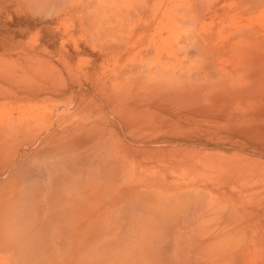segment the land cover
<instances>
[{
    "label": "rangeland",
    "instance_id": "rangeland-1",
    "mask_svg": "<svg viewBox=\"0 0 264 264\" xmlns=\"http://www.w3.org/2000/svg\"><path fill=\"white\" fill-rule=\"evenodd\" d=\"M242 29L255 34L242 40L244 33H235ZM199 34L210 53L195 45ZM258 35L263 41L264 0H0V264H11L4 260L8 245H42L48 264H136L137 204L164 210L175 197L173 208L183 213L194 195L209 209L218 204L204 218L222 217L223 226H193L192 242L206 233L200 242L222 243L226 264L262 261L264 90L257 88L264 85L258 79L264 49L256 52ZM246 44L249 49H240ZM244 57L261 62L251 64L257 77L252 66L243 68ZM242 68L263 85L250 82ZM222 71L227 85L235 82L231 90ZM237 78L257 88L240 87ZM236 87L243 90L232 93ZM182 194L192 195L181 201Z\"/></svg>",
    "mask_w": 264,
    "mask_h": 264
},
{
    "label": "crops",
    "instance_id": "crops-1",
    "mask_svg": "<svg viewBox=\"0 0 264 264\" xmlns=\"http://www.w3.org/2000/svg\"><path fill=\"white\" fill-rule=\"evenodd\" d=\"M190 186H197V185L196 184H191ZM173 195H180V194H173ZM194 196H196V195H194ZM198 198H199V196H196V198L194 200V203L196 205L192 204V206L189 207V210H188L189 212H184L183 211V213H182L181 211H178L179 213H175L176 215H178L176 217L177 219L176 218L175 219L171 218V220H168L167 223L165 222V224H167V225H165L164 223L162 224V222H160L159 219H158V217L156 218L155 215H152V214L147 215V214H145L146 211H144V212L141 211L142 212L141 213L140 210H139L138 212H136V214L134 216V220H135V226H136L135 227L136 228V234L138 236L137 240L139 241L138 242L139 244H138L137 249H136L137 250L136 251L137 252V263L136 264H161V262H163L162 264H165L166 261L168 262V264H170V262H171V264H176V263L179 264L181 257L180 258H177V257H179L181 255H185V257L183 256L182 259H181L183 261L184 260L186 261V262L184 261V264H193V263L194 264H226L225 261H227V260H225L224 255H223L224 247H223V244L222 243H219L217 241L216 243L211 244L210 245L211 247H210L209 245H206L204 243H201V244L200 243L198 244V243H195V242L192 243L191 240L190 241L187 240L186 241L187 243H185V241H184V240H186V237H184V236L187 235V232H188V234L190 232L192 234V230L191 229H192L193 226H197V227H200V228H202V227L203 228H207L208 226H211L212 227L214 225L217 226V227L223 226V218L222 217L220 219H217L216 218V220L213 219L212 217L204 218V216H205L204 214L213 215L218 210V204L216 203L215 210L213 208L209 209L208 206H206V207L203 206L204 204H201V202H200L201 199H198ZM217 198H221V197H217ZM220 203L222 204L223 201H220ZM193 205L195 207H197V208L195 209V207ZM201 209H202V211H201ZM193 211H194V213L196 215L192 213ZM190 212L192 214V217L190 215ZM143 213L145 215H143ZM138 215H139V217H138ZM186 215H188V216H186ZM193 215H194V218L195 219L193 218ZM216 216H217V214H216ZM135 217H137V218H135ZM188 217H190L193 220L192 221H191V219L186 220V219H188ZM172 220H174V221L176 220V221L174 222ZM195 220H196V223L194 222ZM187 221H190V222H187ZM192 222H194V223H192ZM78 224H79V222L77 221L76 224H75V227L77 229H79V225ZM194 224H196V225H194ZM182 225L185 226V227L181 229L180 227H182ZM255 225L260 226V221L259 222H256ZM73 226H74V224H73ZM262 227H263V251H264V218H263V222H262ZM164 229H165V231H167V229L168 230L170 229V231H172V232L169 231V232H166V234H164L165 233ZM174 229H176V230H174ZM180 229H181L182 233H181ZM161 230H163V232H161ZM177 231H179V233ZM169 233H170V235H169ZM165 236H166V238L169 241L165 238ZM180 236L182 237V239H181ZM158 237H159V240H157ZM179 238L181 239V241H180ZM176 239H177V241H176ZM160 240H161L162 243L158 244L160 242ZM178 240L181 242V246H179V243L180 242ZM156 241H157V243H156ZM171 241H172V243H171ZM161 244H163V245H161ZM183 244H185V247H183ZM189 244H190V246H189ZM193 244H194V246L196 245L195 246L196 248L193 247ZM158 245H159V247H158ZM168 246H171V247H169L170 249L168 248ZM172 246H174V247H172ZM187 246H189V248ZM197 246L198 247L200 246L201 247V251H205L204 253L207 254V255L209 254V255L208 256L207 255H201L199 253L200 254V256H199L198 252L200 251V247L197 248ZM205 246L208 247V248L206 249ZM16 247L17 246H15V245H8L7 246V249H4L3 248V250H6L7 251V254L4 255V257H5L4 260L6 259L8 261V263H11V264H22V263L23 264H26L25 263L26 262V259L25 258H27V260H28L27 262L29 264H30L29 260L31 261V264H48L47 261H46L47 260V256L44 254L45 253V250H47V248L44 249L42 245L38 246V248L36 246L34 248V250H33V251L36 250L33 253H36L37 254L36 255L37 257L35 255H33V254H29L28 255L27 249H25L27 247L26 245L23 246V247H21V248H19V249H17ZM161 247H163V248H161ZM215 247L218 250H216ZM156 248H159L160 249V252H159V249L157 251ZM164 248H166V249H164ZM173 248H175V250H177V251H174ZM203 248L206 249V250H202ZM61 249L62 248H60L58 250H61ZM195 249H196V251H195ZM75 250H79V248L77 247ZM169 250H171V251L169 252ZM43 251H44V253H43ZM26 252H27V255H26ZM165 252L166 253L168 252V253L166 254ZM175 252H179L178 253L179 256L176 255ZM195 252H196V254H198V257H201V256H203V257L202 258H199V259H196L194 257V256H196ZM204 253H202V254H204ZM24 254H25L26 257H24ZM193 254H195V255H193ZM31 255L34 256V259H33V256L31 258ZM161 255H162V257H161ZM77 256H78V254H77ZM166 257L169 258V259H167ZM176 258H177V260H176ZM19 261H21V262H19ZM41 261H42V263H41ZM167 262H166V264H167ZM240 263H244V264H264V258L262 259V261L256 260V259H251V258L244 259V260L231 259V260H228V263L227 264H240ZM180 264H183V262L181 261Z\"/></svg>",
    "mask_w": 264,
    "mask_h": 264
},
{
    "label": "bare ground",
    "instance_id": "bare-ground-1",
    "mask_svg": "<svg viewBox=\"0 0 264 264\" xmlns=\"http://www.w3.org/2000/svg\"><path fill=\"white\" fill-rule=\"evenodd\" d=\"M259 2H260V0H259ZM192 16H194V15H192ZM201 16H202V15H200V17H201ZM196 17H197L196 19L199 18V16H196ZM196 26H197V25H196ZM228 26H230V24H229ZM248 26H250V25H248ZM204 27H205V26H204ZM255 27H257V26H255ZM255 27H254V28H255ZM200 28L203 29L202 26H200ZM200 28H199V29H200ZM249 28L252 29L253 27L251 26V27H249ZM249 28H248V29H249ZM254 28H253V29H254ZM244 29H246V28H244ZM248 29H246V30H248ZM191 30H192V29H191ZM246 30H245L246 34H245V32H244L243 29L240 31L241 33L239 32V30H236L235 33L239 34V36L242 35V34L244 33L242 36H240L241 39H242V37H244V38H245V37H246V38L248 37V38H249L250 35L255 34V32L249 34V33H248L249 30H248V32H247ZM255 30H259V29H258V28H255ZM255 30H254V31H255ZM193 32H194V31H193ZM230 32H231V31H230ZM242 32H243V33H242ZM251 32H252V30H251ZM194 33H195V32H194ZM233 34H234V33H233ZM248 34H249V36H247ZM258 34H259V32H258ZM196 35H197V34H196ZM199 35H200V34H199ZM199 35H198V36H199ZM203 35H204V37L202 36V34L199 36V37H200V39H199V43H198V40H197V41H196L197 44H195L196 46L199 45V44H201V43H203L204 40H206V39H205V38H206V35H205V34H203ZM229 35H230V34H229ZM234 35H235V34H234ZM234 35H232V36H234ZM244 35H245V36H244ZM198 36H196V37H198ZM224 36H225V35H224ZM232 36H231V37H232ZM239 36H236V37H239ZM259 36H260V35H258V37L255 36V38H257V39L259 38V39H260V40L258 39L259 41L256 39L257 41H255V43H254V44H256V45H255V48H257V51H256V52H258L259 49H260V50H261V49H264V48H263V45H264V42H263V41H264V40L262 41V39H261ZM199 37H198V38H199ZM234 37H235V36H234ZM236 37H235V39H236ZM261 37H262V35H261ZM167 38H168V37H167ZM246 38H245V40H247ZM262 38H263V37H262ZM228 39H229V38H228ZM241 39H240V40H241ZM162 40H163V39H162ZM200 40H201V43H200ZM230 40H231V39H230ZM242 40H243V39H242ZM242 40H241L240 42H242ZM249 40H250V39H249ZM252 41H253V40H250V42H252ZM226 42H227V41H226ZM248 42H249V41H248ZM165 44H167V42H166ZM239 44H240V43H239ZM249 44L251 45V47H252V49H253V46H252L253 43H249ZM249 44H246V46L249 45ZM168 45H169V43H168ZM202 45H203V44H202ZM240 45H241V44H240ZM242 45H244V43H243ZM199 46H200V45H199ZM237 46H238V44H237ZM246 46H245V47H246ZM200 47H201V46H200ZM200 47H198V48H200ZM204 47H207V49H208V46H204ZM204 47H203V48H204ZM219 47H220V46H218V48H219ZM240 47H241L240 49H243V48L246 49V50L249 49L248 46H247V48H245V47H243V46H240ZM249 47H250V46H249ZM251 47H250V48H251ZM203 48L201 47V50H203ZM255 48H254V49H255ZM240 49L238 50V48H236V52H237V51L241 52L242 50H240ZM252 49H250V50H252ZM181 50H182V48H181ZM246 50H245V52H246ZM174 51H175V50H174ZM198 51H200V49H199ZM209 51H210V49H208V52H209ZM219 51H220V50H219ZM263 51H264V50H263ZM263 51H262V52H263ZM181 52H182V51H181ZM217 52H218V50H217ZM236 52H235V54L233 53L234 55H233V54H232V55L235 56V55H236ZM174 53H175V52H174ZM202 53H203V52H202ZM209 53H210V52H209ZM242 53H243V52H242ZM199 54H200V53H199ZM206 54H207V51H206V53H205L204 56H205V57H206V56L210 57V54H207V55H206ZM219 54H220V53H219ZM245 54H246V53H245ZM242 55L244 56V54H241V56H242ZM247 55H249V54H247ZM172 56H173V55H172ZM204 56H203V54H202V57H204ZM243 56H242V57H243ZM253 56H256V55H253ZM253 56H251V57L253 58ZM261 56H262V55H261ZM211 57H212V56H211ZM242 57H241V58H242ZM249 57H250V56H249ZM236 58L239 59L238 56H236ZM241 58L239 59V60H240V63H241ZM245 58H246V57H244L243 60H245ZM259 58H260V57H259ZM262 58H263V56L261 57L260 60H262ZM171 59H172V58H171ZM210 59H211V58H210ZM210 59H209V61H207L206 59H202V60H205L206 62H210V63H211L212 59H211V60H210ZM232 59H233V58H232ZM247 59H249V58L247 57ZM247 59H246L245 61H248ZM263 59H264V58H263ZM164 60H165V59H164ZM172 60L174 61L175 59H172ZM235 60H237V59H234V61H235ZM249 60H251V58H250ZM253 60L256 61L257 64H256L254 61H253V63H251V64H254V63H255L256 66L258 67V65H259L261 62L258 61L257 57H256V60H255V57H254ZM150 61H151V60H150ZM230 61H231V60H230ZM245 61H244V62H245ZM251 61H252V60H251ZM251 61H250V62H251ZM199 62H200V60H199ZM237 62H238V61H237ZM250 62L248 61L249 64H250ZM258 62H260V63H258ZM262 62H263V61H262ZM195 63H196V61H195ZM197 63H198V62H197ZM234 63H235V62H234ZM248 63H247V67H245V63H244V65H243V66H244V67H243L244 69H247L248 67L252 66L251 64L248 66ZM149 64L151 65V62H150ZM242 64H243V63H242ZM242 64H241V65H242ZM183 65H185V63H184ZM211 65H213V63H212ZM228 65H229V64H228ZM236 65H237V64H236ZM238 65H239V63H238ZM262 65H263L262 68L264 69V64H262ZM147 66H148V65H147ZM154 66H155V65H154ZM156 66H157V70H158L159 65H156ZM213 66H214V65H213ZM233 66H234V65H233ZM239 66H240V65H239ZM260 66H261V64H260ZM180 67H181V66H180ZM204 67H205V66H204ZM204 67H201L200 69H202V68H204ZM218 67H221V66H218ZM253 67H254V65H253L252 67H250V68H253ZM257 67H255V68H257ZM160 68H161V67H160ZM160 68H159V69H160ZM168 68H169V69H168ZM193 68H194V67H193ZM193 68H192V69H193ZM205 68H208V67H205ZM238 68H239L238 66H237V68L235 67V70H237ZM243 68H242V70H244ZM255 68H253V72H254V74L256 73V72L254 71ZM262 68H260V69H262ZM147 69H148V68H147ZM161 69H162V68H161ZM167 69H168V70H167V72H168V71L170 70V67H167ZM178 69H180V68H178ZM212 69H213V68H212ZM215 69H217V67H216ZM218 69H219V68H218ZM220 69H221V68H220ZM220 69H219V70H220ZM248 69H249V68H248ZM248 69H247V70H248ZM163 70H164V69H163ZM184 70H185V69H184ZM221 70H222V69H221ZM223 70H224V69H223ZM225 70H226V69H225ZM242 70H240V71H242ZM249 70H250V69H249ZM251 70H252V69H251ZM258 70H259V69H257V71H258ZM152 71H153V70H152ZM154 71H155V69H154ZM165 71H166V70H165ZM186 71H187V69H186ZM192 71H193V70H192ZM195 71H197V70H195ZM199 71H200V70H199ZM199 71H198V72H199ZM205 71H206V70H205ZM216 71H217V70H216ZM244 71H246V70H244ZM261 71H262V70H261ZM157 72H159V71H157ZM161 72H162V71H160L159 74H160ZM176 72H177V74H178V70H177ZM181 72L183 73V71H181ZM184 72H185V71H184ZM214 72H215V71H214ZM230 72H231V71H230ZM246 72H248V73H245V75L247 74V76H248L249 73H250V71H246ZM258 72H259V71H258ZM258 72H257V73H258ZM262 72H263V71H262ZM262 72H261V73H262ZM153 73H154V72H153ZM169 73H170V71H169ZM179 73H180V72H179ZM185 73H186V72H185ZM208 73H210V72H208ZM217 73H218V72H217ZM240 73H241V72H240ZM240 73H239V74H240ZM243 73H244V72H243ZM243 73H242V74H243ZM257 73L255 74V77H257ZM261 73H260V74H261ZM263 73H264V72H263ZM154 74H155V73H154ZM195 74H196V73H195ZM205 74H206V73H205ZM205 74H204V75H205ZM214 74H215V73H214ZM218 74H219V73H218ZM220 74H221V72H220ZM220 74L218 75L219 78H220V76H221ZM155 75H156V74H155ZM164 75H168V74H164ZM164 75H163V76H164ZM173 75H174V74H173ZM178 75H179V74H178ZM181 75L183 76V74H181ZM181 75H180V77H182ZM200 75H201V74H200ZM204 75H202L203 78H204ZM208 75H209V74H208ZM210 75H212V74H210ZM243 75H244V74H243ZM150 76H152V75H150ZM160 76H161V75H160ZM175 76H176V75H174V77H175ZM212 76H213V75H212ZM215 76H216V75H215ZM259 76H260V75H259ZM261 76H262V74H261ZM146 77H147V76H146ZM171 77H172V74H171ZM174 77H173V78H174ZM177 77H179V76H177ZM185 77H186V76H185ZM210 77H211V76H210ZM233 77H234V76H233ZM248 77H249V76H248ZM263 77H264V74H263V76H262L261 78L258 77L259 81H261L260 79H262ZM193 78H194V77H193ZM196 78H197V77H196ZM208 78H209V76H208ZM222 78H223V80H224L223 71H222V77H221L220 80H221V82H222L223 84H226L227 82H225V80H224V82H223ZM241 78H242V77H241ZM249 78L251 79V74H250V77H249ZM252 78H253V80L251 79L250 82L252 81V82L254 83L255 86H257L256 84L261 85V84H262L261 82H263V84H264V81H263L264 78L262 79L261 82H259L258 79H257L258 83H256L257 81H254V79H256V78H254V75H253ZM147 79H148V78H147ZM154 79L156 80V77H155ZM154 79H153V80L151 79V80L154 82ZM160 79H161L162 81H165V80H163L162 76H161ZM175 79L179 81L180 78L177 79V78L175 77V78L173 79V81H175ZM181 79H182V78H181ZM184 79H185V78H183L182 80H184ZM215 79H216V78H215ZM225 79H226V81H227V79H228L227 76H226ZM234 79H235V77H234ZM161 80H156L155 82L159 81V82H157V83H162V84H163V82H160ZM167 80H168V79H167ZM171 80H172V79H169L168 81H171ZM192 80L194 81L195 79H192ZM201 80H202V79H201ZM213 80H214V79H213ZM216 80H217V79H216ZM220 80L218 79V81L214 82V85L216 86V84H217ZM187 81H188V80H187ZM235 81H238V82H236V84L238 83L239 86H240L241 82H239L238 78H237V80H235ZM171 82H172V81H171ZM175 82H176V81H175ZM199 82H200V81H199ZM208 82H209V81H208ZM221 82H220V83H221ZM231 82L234 83V84H233V87H234V86H235V82H234L233 80H231L230 83H231ZM243 82H244V80H242V84H243V86H244V85H245V82H244V83H243ZM166 83H167V81L164 82V84H166ZM168 83H169V82H168ZM168 83H167V86H166V87H168V86L171 84V83H170V84L168 85ZM180 83H182V81H181V82H178V85H179ZM194 83H196V82H194ZM194 83H191V84H194ZM205 83H207V82L201 83V85H202V84H205ZM211 83H212V81H211ZM215 83H216V84H215ZM230 83H229L228 85L226 84L227 86L224 85V86H225V89H227V87L232 88V87L230 86L232 83H231V84H230ZM259 83H260V84H259ZM174 84L177 85L176 83H174ZM182 84L186 85V87H187L188 82H187V83H182ZM197 84H198V83H197ZM199 84H200V83H199ZM207 84H208V85H207V88H208V89H210L211 87H213L212 84H209V83H207ZM242 84H241V86H242ZM263 84H262V85H263ZM157 85H159V84H157ZM171 85H172V84H171ZM171 85H170L169 87H171ZM205 85H206V84H205ZM210 85H211V86H210ZM217 85H218V84H217ZM164 86H165V85H164ZM180 86H181V85H179V87H180ZM195 86H196V85H195ZM203 86H204V85H203ZM208 86H210V88H209ZM215 86H214V88H212V89H215V88H216ZM222 86H223V85H222ZM224 86H223V88H224ZM239 86H238V87H239ZM241 86H240V87H241ZM245 86H247V88H248V86H249V87H252L253 85L251 84V86H250V85H248V83L246 82V85H245ZM255 86H253V88H254ZM161 87H162V85H161ZM161 87H160V88H161ZM173 87H174V85H173ZM176 87H177V86H176ZM238 87H236L237 89H233L232 93L234 92V90H240V89L243 90V88H240V89H239ZM263 87H264V85H263ZM263 87L260 86V88H259V86H258V88H257V87H256V88H257V90H258V89H259V90L262 89V91H263V90H264ZM182 88L184 89V86H183ZM182 88H179L178 90H180V89H182ZM203 88H204V87H203ZM207 88H206V89H207ZM220 88H221V84H220ZM220 88H219V90H221ZM230 88H228V89H230ZM253 88H252V89L250 88V91H249V89H248L249 94H251V93H250L251 91L254 92ZM256 88H254V89H256ZM174 89H175V88H174ZM174 89H173V91H174ZM225 89H224V90H225ZM228 89H227V90H228ZM245 89H246V88H245ZM176 90H177V89H176ZM186 90H187V89H186ZM224 90H223V91H224ZM227 90H226V91H227ZM230 90H231V89H230ZM246 90H247V89H246ZM189 91H190V90H189ZM191 91H192V90H191ZM215 91H216V90H215ZM221 91H222V90H221ZM221 91H220V92H221ZM223 91H222V92H223ZM226 91H225V92H226ZM262 91H260V92L263 93L264 91H263V92H262ZM174 92H176V91H174ZM202 92H203V91H202ZM227 92H229V91H227ZM244 92H245V93H243V92H241V93H243V94L246 95V91H245V90H244ZM248 92H247V93H248ZM255 92H256V90H255ZM255 92H254V94H255ZM258 92H259V91H258ZM177 93H178V91H177ZM235 93H240V91H239V92H235ZM225 95H227V94H225ZM239 95H242V94H239ZM228 96H229V95H228ZM231 96H235V95L233 94V95H231ZM254 96H255V95H254ZM66 165L70 168V165H68V164H66ZM59 166H60V165H59ZM62 166H63V165H62ZM67 166H66V167H67ZM64 167H65V165H64ZM64 167H63V168L60 167L61 170H62V169H67L66 167H65V168H64ZM60 168H59V169H60ZM70 169H71V168H70ZM70 169H69V170H70ZM57 170H58V168L55 169V171H57ZM71 170H72V169H71ZM59 171H60V170H59ZM65 171H66V170H65ZM65 171H64V172H65ZM57 172H58V171H57ZM64 172H63V173H64ZM68 172H69V171H68ZM68 172H67L66 175L69 174ZM80 172H81V171H80ZM51 173H52L51 175L54 174V173H53V170H51ZM58 173H59V172H58ZM55 174H57V173H55ZM59 174H61V173H59ZM59 174H57V175H59ZM78 174H80V173L78 172ZM57 175H55V176H57ZM63 175H64V174H63ZM69 175L72 176L73 174H69ZM69 175H68V176H69ZM53 177H54V176H53ZM64 177H66V176H64ZM75 177H76V174H74V176H72V179H74ZM59 180H60V179H59ZM68 180L70 181V179H68ZM63 182H64V181H63ZM65 182H66V181H65ZM67 182H68V181H67ZM42 184H43V183H42ZM45 184H46V183H44V185H45ZM30 185H31V184H30ZM33 186H34V184H33ZM38 188H39V187H38ZM32 189H33V188H32ZM29 190H30V187H29ZM42 190H43V187H42ZM30 191H31V190H30ZM30 191H29V192H30ZM36 191H37V190H36ZM29 192H28V193H29ZM33 192H34V191H33ZM31 193H32V192H31ZM36 193H37V192H36ZM30 195H31V194H30ZM30 195H28V196H30ZM185 195H186V194H185ZM185 195L182 194V195L180 196V199H183V200H181V201H184L185 197H187V199H188V197H190L192 194H187V196H185ZM189 195H190V196H189ZM26 196H27V194H26ZM32 196H33V195H32ZM23 197L25 198V196H23ZM66 197H67V196H66ZM177 197H179V195H177ZM181 197H182V198H181ZM183 197H184V198H183ZM54 198H55V197H54ZM56 198H57V196H56ZM56 198H55V200H56ZM174 198H175V197H174ZM174 198H169V199L166 200V204H167V205H166V204L163 205V206H165V209H164V210H162L163 207H160L159 204H158V205H159L160 208H159L158 210H154L155 207H157L158 205L155 206V207L150 206L149 208H151V209H149V208L146 207V206H144V207H146V209H145V208H142V209L140 208V209H139V208H138L139 205L142 207L143 204H144L143 202H141L140 204H137V205H138L137 208L135 207V204H136V203H135V204H134V208H132V209L134 210V209L136 208L135 210H136L137 212H138L139 210H140V212H141V211H142V212L146 211L145 214H147V215H149V214L155 215L156 218L158 217V219H161L162 221L166 222L165 220L169 219V217H172V215H173V217H174V214L176 213V212H175V209H174V208H176V207H174V206H176V203H177V205H178V202H177V201H179V200H178L177 198H175V199H174ZM191 198H193V199H190V198H189V200H188L189 203L191 202L192 204L196 205V204L194 203L195 196H194V197L191 196ZM25 199H26V198H25ZM32 199H33V198H31V200H32ZM40 199H41V198H40ZM57 199H58V198H57ZM187 199H185V201H186ZM28 200H30V198H29ZM58 200H59V199H58ZM64 200H65V199H64ZM68 200H69V198H68ZM192 200H193V202H192ZM23 201H24V200H23ZM56 201H57V200H56ZM69 201H70V200H69ZM155 201H156V200H155ZM160 201H161V200H159L158 203H160ZM162 201H163V200H162ZM28 202H29V201H27V204H28ZM67 202H68V201H67ZM164 202H165V201H164ZM24 203H25V202H24ZM68 203H69V202H68ZM142 203H143V204H142ZM141 204H142V205H141ZM145 204H146V203H145ZM148 204H149V203H148ZM152 204H153V206L155 205V203H153V202H152ZM179 204H180V203H179ZM149 205H150V204H149ZM181 205H182V204H181ZM183 205H184V203H183ZM194 205H193V206H194ZM21 206H22V205H21ZM64 206H65V205H64ZM69 206H70V204H69ZM69 206H68V207H69ZM186 206H187V205H186ZM186 206H185V210H186V209L189 210V207H186ZM29 207H30V206H29ZM173 207H174V208H173ZM178 207H181V206H177V208H178ZM194 207H195V206H194ZM21 208H22V207H21ZM147 208H148V209H147ZM153 208H154V209H153ZM182 208H183V207H182ZM182 208H180V210H181ZM196 208H197V207H195V209H196ZM172 209H173V210H172ZM22 210H23V209H22ZM27 210H28V209H27ZM60 210H61V209H60ZM188 210H186V211H188ZM192 210H193V209H192ZM183 211H184V210H183ZM198 211H199V210H198ZM201 211H202V209H201ZM201 211H200V212H201ZM29 212H30V211H29ZM58 212H59V211H58ZM132 212H134V211H132ZM142 212H141V213H142ZM177 212H178V211H177ZM27 213H28V212H27ZM27 213H26V214H27ZM31 213H32V212H31ZM59 213H60V212H59ZM61 213H63V211H62ZM64 213H65V212H64ZM178 213H179V212H178ZM192 213L195 214L194 211H193ZM69 214H70V213H69ZM69 214H68V215H69ZM145 214L143 213V215H145ZM57 215H58V214H57ZM61 215L63 216V214H61ZM68 215H67V216H68ZM133 215H135V214L133 213ZM175 215H176V214H175ZM190 215H191V217H192L191 212H190ZM195 215H196V214H195ZM33 216H34V215H33ZM62 216H60V217H62ZM177 216H178V215H177ZM186 216H188V215H186ZM202 216H203V215H202ZM138 217H139V215H138ZM195 217H196V216H195ZM25 218H26V217H25ZM65 218H67V217L65 216ZM135 218H137V217H135ZM175 218H176V217H175ZM193 218H194V215H193ZM57 219H59V218H57ZM62 219H64V218H62ZM176 219H177V218H176ZM185 219H186V218H185ZM189 219H191V218L188 217V219H186V220H189ZM194 219H195V218H194ZM24 220H25V219H24ZM32 220H33V219H32ZM60 220H61V219H60ZM65 220H66V219H65ZM143 220H144V219H143ZM170 220H171V219H170ZM192 220H193V219H191V221H192ZM200 220H201V219H200ZM28 221H29V220H28ZM35 221H36V220H35ZM43 221H44V220H43ZM172 221H174V220H172ZM175 221H176V220H175ZM175 221H174V222H175ZM203 221H204V220H203ZM32 222H33V221H32ZM41 222H42V221H41ZM49 222H50V221H49ZM49 222H48V223H49ZM160 222H161V221H160ZM174 222H173V223H174ZM178 222H179V221H178ZM178 222H177V223H178ZM187 222H190V221H187ZM194 222L196 223V220H195ZM194 222H192V223H194ZM201 222H202V221H201ZM35 223H36V222H35ZM42 223H43V222H42ZM44 223H46V222H44ZM59 223H60V222H59ZM166 223H167V222H166ZM168 223H169V222H168ZM170 223H171V222H170ZM21 224H22V223H21ZM162 224H163V222H162ZM164 224H165V223H164ZM179 224H180V223H179ZM197 224H198V223H197ZM205 224H206V223H205ZM34 225H35V224H34ZM36 225H38V223H37ZM47 225H48V224H47ZM165 225H167V224H165ZM173 225H174V224H173ZM194 225H196V224H194ZM31 226H32V225H31ZM41 226H42V225H41ZM49 226H51V225H49ZM52 226L54 227V225H52ZM160 226H161V225H160ZM203 226H204V225H203ZM32 227H33V226H32ZM34 227H35V226H34ZM42 227H43V226H42ZM172 227H173V226H172ZM184 227H185V226L182 225V227H180V228L182 229V228H184ZM37 228H38V227H37ZM40 228H41V227H40ZM68 228H69V227H68ZM68 228H67V229H68ZM128 228H129V227H128ZM130 228H131V226H130ZM21 229H22V228H21ZM23 229H24V231L26 230L24 227H23ZM32 229H33V228H32ZM43 229H44V228H43ZM65 229H66V228H65ZM67 229H66V231H68ZM69 229H70V228H69ZM181 229H180V231H181ZM56 230H57V229H56ZM129 230H130V229H129ZM174 230H176V229H174ZM49 231H50V230H49ZM66 231H65V232H66ZM69 231H70V230H69ZM69 231H68V232H69ZM123 231H124V230H123ZM164 231H165V229H164ZM169 231H170V229H169V230L167 229V231H165L164 234H166V232H169ZM205 231H206V230H205ZM211 231H212V230H210V232H211ZM30 232L33 233L34 231H30ZM63 232H64V231H63ZM63 232H62V233H63ZM70 232H71V231H70ZM105 232H106V231H105ZM119 232H120V231H119ZM126 232H128V231H126ZM132 232H133V231H132ZM134 232H135V231H134ZM159 232H160V231H159ZM161 232H163V230H161ZM170 232H172V231H170ZM174 232H175V231H174ZM177 232L179 233V231H177ZM177 232H176V233H177ZM183 232H184V231H183ZM24 233H25V232H24ZM57 233H58V232H56L55 234L58 235ZM129 233H130V232H129ZM181 233H182V231H181ZM187 233H188V232H187ZM200 233H201V232H200ZM202 233H203V232H202ZM26 234H27V233H26ZM39 234H41V233L39 232ZM64 234H66V233H64ZM64 234H63V236H65ZM100 234H101V233H99V235H100ZM107 234H108V233H107ZM107 234H106V235H107ZM120 234H121V233H120ZM126 234H127V233H126ZM162 234H163V233H162ZM183 234H184V233H183ZM189 234H191V232H190ZM27 235H28V234H27ZM32 235H33V234H32ZM43 235H44V234H43ZM50 235H51V234H50ZM52 235H53V233H52ZM60 235H61V234H60ZM67 235H68V234H67ZM99 235H97V237H98ZM109 235H110V234H109ZM122 235H123V234H122ZM124 235H125V234H124ZM169 235H170V233H169ZM173 235H174V234H173ZM184 235H185V234H184ZM199 235H200V234H199ZM203 235H204V234H203ZM203 235H201L202 238L206 235V233H205L204 236H203ZM207 235H209V234H207ZM213 235H214V233H213ZM21 236H22V235H21ZM30 236H31V235H30ZM47 236H48V235H47ZM101 236L104 237V235H102V234H101ZM174 236H175V235H174ZM187 236H188V234H187ZM187 236H184V237H187ZM190 236H191V235H190ZM201 236H199L200 239H201ZM210 236H211V235H210ZM23 237H24V236H23ZM33 237H35V236H33ZM53 237H54V236H53ZM105 237H106V236H105ZM108 237H109V236H108ZM108 237H106V238H108ZM130 237H131V236H130ZM135 237H136V236H135ZM171 237H172V236H171ZM175 237H176V236H175ZM180 237H181V236H180ZM188 237H189V236H188ZM196 237H197V234H196ZM207 237H208V236H207ZM36 238H37V237H36ZM51 238H52V237H51ZM110 238H111V237H110ZM165 238H166V236H165ZM173 238H174V237H173ZM193 238L195 239V237H193ZM41 239H42V238H41ZM49 239H50V238H49ZM56 239H57V238H56ZM98 239H100V238H98ZM166 239H167V238H166ZM171 239H172V238H171ZM179 239H180V238H179ZM181 239H182V237H181ZM181 239H180V241H181ZM188 239H189V241H190V240H191V237H189ZM197 239H198V238H197ZM200 239L197 240L198 242H195V241H194V242H195V243H198V244H199V243L201 244L202 242H200ZM203 239H204V241H205L206 238L204 237ZM203 239H202V241H203ZM207 239L209 240V238H207ZM214 239H215V238H214ZM35 240H36V239H35ZM45 240H46V239H45ZM64 240H65V238H64ZM104 240H105V238H104ZM157 240H159V237L157 238ZM164 240H165V239H164ZM167 240H168V239H167ZM173 240H174V239H173ZM195 240H196V239H195ZM220 240H221V239H220ZM40 241H41V240H40ZM49 241H50V240H49ZM98 241H99V240H98ZM98 241H97V242H98ZM168 241H169V240H168ZM176 241H177V239H176ZM178 241H179V240H178ZM180 241H179V242H180ZM184 241H185V243H187V242H186V241H187V238H186V240H184ZM184 241H183V242H184ZM191 241H192V240H191ZM29 242H30V241H29ZM46 242H47V240H46ZM53 242H54V241H53ZM97 242H95V243L97 244ZM125 242H126V241H125ZM125 242H124V243H125ZM158 242H159V241H158ZM164 242H165V241H164ZM194 242H192V243H194ZM215 242H217V241L214 240L213 243H215ZM23 243H24V242H23ZM34 243H35V242H34ZM39 243H40V242H39ZM63 243H65V242H63ZM121 243H122V242H121ZM130 243H131V242H130ZM156 243H157V241H156ZM160 243H162L161 240H160V242H159L158 244H160ZM167 243H168V242H167ZM167 243H166V244H167ZM171 243H172V241H171ZM175 243H176V242H175ZM205 243H206V241H205ZM96 244H95V246H96ZM106 244H107V243H106ZM168 244H169V243H168ZM198 244H197V245H198ZM34 245H35V244H34ZM58 245L60 246L59 243H58ZM85 245H86V244H85ZM91 245H92V244H91ZM98 245H99V244H98ZM126 245H127V244H126ZM161 245H163V244H161ZM176 245H177V244H176ZM176 245H175V246H176ZM206 245H209V246H210L211 244H206ZM218 245H219V244H218ZM28 246H29V245H28ZM32 246H33V245H32ZM62 246H63V245H62ZM179 246H181V242L179 243ZM189 246H190V244H189ZM189 246H187V247L189 248ZM195 246H196V245H195ZM195 246H194V244H193V247H194V248H196ZM19 247H20V246H19ZM33 247H34V246H33ZM33 247H32V248H33ZM55 247H56V246H55ZM106 247H107V246H106ZM158 247H159V245H158ZM169 247H171V246H168V248H169ZM172 247H174V246H172ZM183 247H185V244H183ZM199 247H200V246H199ZM199 247L197 246V248H199ZM205 247H206V246H205ZM210 247H211V246H210ZM216 247H217V246H216ZM216 247H215V249L218 250ZM219 247H220V246H219ZM32 248H31V249H32ZM126 248H127V247H126ZM161 248H163V247H161ZM175 248H176V247H175ZM175 248H173L174 251H177V250H175ZM180 248H181V247H180ZM207 248H208V247H206V249H207ZM25 249H29V248L26 247ZM31 249H29V250H31ZM36 249H37V248H36ZM44 249H45V248H44ZM55 249H56V248H55ZM58 249H59V248H58ZM64 249H65V248H64ZM156 249H157V251H158L159 248H156ZM164 249H166V248H164ZM169 249H170V248H169ZM176 249H177V248H176ZM178 249H179V248H178ZM181 249H182V248H181ZM183 249H184V248H183ZM206 249L203 248L202 250H206ZM33 250H34V249H32V252H33ZM37 250H38V249H37ZM179 250H180V249H179ZM184 250H185V249H184ZM186 250H187V249H186ZM190 250H191V249H190ZM211 250H212V249H211ZM35 251H36V250H35ZM35 251H34V252H35ZM56 251H57V250H56ZM63 251H64V250H63ZM100 251H101V249H100ZM170 251H171V250H169V252H170ZM182 251H183V250H182ZM188 251H189V250H188ZM195 251H196V249H195ZM200 251H201V247H200ZM200 251L198 252V254L200 253L201 255H207V254L204 253L205 251H201V252H200ZM208 251H209V250H208ZM208 251H207V252H208ZM221 251H222V250H221ZM23 252H24V251H23ZM27 252H28V255H29L30 251H27ZM27 252H26V255H27ZM159 252H160V249H159ZM89 253H90V251H89ZM165 253H166V252H165ZM167 253H168V252H167ZM167 253H166V254H167ZM172 253H173V252H172ZM178 253H179V252H175L176 255H178ZM202 253H204V254H202ZM70 254H71V253H70ZM191 254H192V253H191ZM195 254H196V252H195ZM195 254H193V255H195ZM198 254H196V256H194L196 259H199V258H202V257H203V256L198 257ZM200 254H199V256H200ZM21 255H22V254H21ZM33 255L36 256L37 254H36V253H33ZM33 255H31V258H32ZM88 255H90V254H88ZM106 255H107V254H106ZM173 255H174V254H173ZM208 255H209V254H208ZM208 255H207V256H208ZM159 256H160V255H159ZM166 256H167V255H166ZM170 256H171V255H170ZM174 256H175V255H174ZM178 256H179V255H178ZM183 256L185 257V255H181V256H179V257L176 256V257H177V258H180V257H181V258H180V263H181V261H182L183 264H184V261H185V260H184V261L181 260ZM24 257H26L25 254H24ZM27 257H28V256H27ZM36 257H37V256H36ZM36 257H35V258H36ZM89 257H90V256H89ZM89 257H88V259H89ZM111 257H112V256H111ZM161 257H162V255H161ZM163 257H164V256H163ZM194 257H193V258H194ZM197 257H198V258H197ZM205 257H206V256H205ZM209 257H210V256H209ZM209 257H208V258H209ZM166 258H167V257H166ZM177 258H176V260H177ZM25 259H26V262H25V263L27 264V263H28V262H27L28 260H27V258H25ZM28 259H29V258H28ZM33 259H34V256H33ZM167 259H169V258H167ZM183 259H184V258H183ZM42 260H43V259H42ZM162 260H163V259H162ZM201 260H202V259H201ZM43 261H44V260H43ZM46 261H47V260H46ZM202 261H203V260H202ZM202 261H201V262H202ZM32 262H33V261H32ZM166 262H167V261H166ZM166 262H165V264H166ZM176 262H177V261H176ZM185 262H186V261H185ZM205 262H206V261H205ZM35 263H36V262H35ZM38 263H39V262H38ZM41 263H42V261H41ZM92 263H93V262H92ZM104 263H105V262H104ZM162 263H163V262H161V264H162ZM180 263H179V264H180ZM22 264H23V263H22ZM28 264H29V263H28ZM167 264H168V262H167ZM170 264H171V262H170ZM176 264H177V263H176ZM193 264H194V263H193Z\"/></svg>",
    "mask_w": 264,
    "mask_h": 264
}]
</instances>
